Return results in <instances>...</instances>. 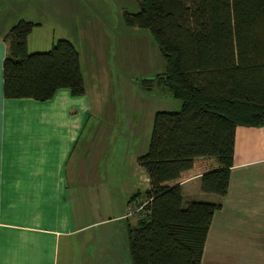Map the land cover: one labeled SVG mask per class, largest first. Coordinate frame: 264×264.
<instances>
[{
	"label": "trees",
	"instance_id": "obj_1",
	"mask_svg": "<svg viewBox=\"0 0 264 264\" xmlns=\"http://www.w3.org/2000/svg\"><path fill=\"white\" fill-rule=\"evenodd\" d=\"M138 2L137 12H125L126 23L150 32L166 64L143 86H162L181 107L154 114L148 149L137 157L149 187L127 201H145L137 223L127 225L128 252L133 264H201L221 203L183 205L175 181L196 158L211 157L218 166L201 175L200 189L225 196L236 128L264 125V0ZM35 26L18 20L4 36V97L46 101L60 88L83 95L74 45L61 38L47 51L29 53L27 37Z\"/></svg>",
	"mask_w": 264,
	"mask_h": 264
},
{
	"label": "crops",
	"instance_id": "obj_2",
	"mask_svg": "<svg viewBox=\"0 0 264 264\" xmlns=\"http://www.w3.org/2000/svg\"><path fill=\"white\" fill-rule=\"evenodd\" d=\"M61 1L60 15L86 6ZM14 24L0 21V264H132L126 229L138 218L125 209L134 185L117 198L106 174L88 160L86 90L73 96L60 88L46 101L3 95L4 36ZM217 166L198 157L175 181L188 197L185 205L197 195L204 200L196 201L221 203L201 264H264V125L236 128L223 197L200 189L201 175Z\"/></svg>",
	"mask_w": 264,
	"mask_h": 264
},
{
	"label": "rangeland",
	"instance_id": "obj_3",
	"mask_svg": "<svg viewBox=\"0 0 264 264\" xmlns=\"http://www.w3.org/2000/svg\"><path fill=\"white\" fill-rule=\"evenodd\" d=\"M80 2L86 6L78 13L60 15L65 8L61 0H0V21L12 18L16 23L23 18L41 23L29 36L30 53L49 50L59 38L74 44L91 104L82 136L84 147L89 148L87 158L95 160L96 168L106 174L117 198L131 184L130 194H142L148 179L137 157L148 149L154 114L178 111L181 101L162 86H143L144 79L162 74L166 64L150 32L126 23L125 12L140 8L137 0ZM192 198L204 200L198 195ZM143 201L138 198L134 203Z\"/></svg>",
	"mask_w": 264,
	"mask_h": 264
},
{
	"label": "built area",
	"instance_id": "obj_4",
	"mask_svg": "<svg viewBox=\"0 0 264 264\" xmlns=\"http://www.w3.org/2000/svg\"><path fill=\"white\" fill-rule=\"evenodd\" d=\"M144 205H145V201H143L142 203L137 204V205L134 202L132 204H129L127 207V210H128L127 215L131 216V215H133V213H135V212L137 213V212L141 211L143 209Z\"/></svg>",
	"mask_w": 264,
	"mask_h": 264
}]
</instances>
